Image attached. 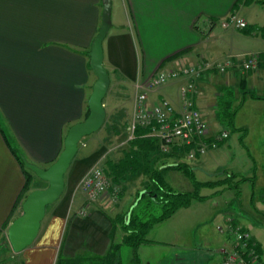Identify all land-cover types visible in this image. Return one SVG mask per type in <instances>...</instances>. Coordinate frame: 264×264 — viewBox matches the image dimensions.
<instances>
[{
	"label": "crops",
	"instance_id": "0c3cea01",
	"mask_svg": "<svg viewBox=\"0 0 264 264\" xmlns=\"http://www.w3.org/2000/svg\"><path fill=\"white\" fill-rule=\"evenodd\" d=\"M257 5L261 4L256 0H111L102 64L109 75L107 90L114 85L112 95L120 96L113 104L124 107L130 116L134 84L158 69L200 58L222 60L244 51L263 52L264 20L252 12L264 9ZM100 10L101 0H0V231L19 214L27 193L19 198L23 171L3 134L29 162L45 167L56 157L67 127L84 116L95 78L87 51L100 23ZM231 12L243 18L246 27H221L220 20ZM258 38L262 47L252 46ZM233 59L223 73H202L189 93L199 112H212L216 122L218 112L231 109L233 102L238 103L237 110L246 95L264 96V59L254 70L242 69L240 59ZM184 81L180 77L150 88L147 105L165 99L178 108V87ZM256 82L261 95L245 89ZM217 131L208 130L207 137ZM93 135L88 149L71 159L63 175V190L45 206L35 237L17 252L19 264H53L57 253L101 254L107 249L110 218L117 210L107 209L106 193L88 205L87 214H77L84 199L79 178L101 153ZM262 175L258 181L264 183V168ZM32 181L36 182L33 173ZM252 239L264 262L258 241Z\"/></svg>",
	"mask_w": 264,
	"mask_h": 264
},
{
	"label": "rangeland",
	"instance_id": "374dc122",
	"mask_svg": "<svg viewBox=\"0 0 264 264\" xmlns=\"http://www.w3.org/2000/svg\"><path fill=\"white\" fill-rule=\"evenodd\" d=\"M256 2L264 9V0ZM252 14L264 20V12L253 11ZM262 45L260 38L252 43V46ZM260 87L256 82L255 85H246L245 89L261 95ZM110 88L102 98L103 106L107 108L105 122L96 131L80 139L76 152L79 154L86 151L91 143L90 137L94 134L93 144L100 145V155L103 154L101 162L106 156L115 159L120 155V148L125 143L120 142L127 133L129 113L121 105L113 104L117 100L119 102L120 96H113ZM240 92V95L244 93L242 89ZM246 96L234 113L232 124L222 119L219 121L221 123L216 122L212 112H200L206 131L222 128L228 130V135L218 144L207 146L204 153L192 158L187 157L186 153H180L178 158H163L164 162L179 160L189 163L198 180L223 177L227 172L236 174V177L227 185L201 186L198 190L203 196L201 199H193L188 206L180 207L170 216L154 223L145 235L148 241L141 242L135 250L137 264H214L221 255L220 249L229 242L228 231L222 228L227 216L236 217L258 241L264 258V183L263 180L258 181V177L263 176L264 168V98ZM236 103L231 104L232 108L238 105ZM127 107L129 108L128 104ZM81 142L87 145L82 146ZM34 176L36 182L32 181V185H46L45 181L35 174ZM163 176L175 190L192 189L190 179L179 169L168 168ZM239 176L248 177L242 181H234ZM143 178L141 175L118 184L114 198L110 196L109 185L105 195L107 209L110 212L124 211L134 199L136 190L143 188ZM218 225L221 229L217 228ZM120 231L119 227L114 228V240H119ZM133 254L128 245L122 244L119 250L120 264H131ZM17 255L10 248L5 229L0 231V264H19Z\"/></svg>",
	"mask_w": 264,
	"mask_h": 264
},
{
	"label": "built area",
	"instance_id": "2783aa9c",
	"mask_svg": "<svg viewBox=\"0 0 264 264\" xmlns=\"http://www.w3.org/2000/svg\"><path fill=\"white\" fill-rule=\"evenodd\" d=\"M223 28L232 27L241 29L246 27L247 22L238 17L234 12L229 13L219 22ZM239 58L242 69H256L259 62L264 59L258 51H244L235 55L227 56L222 60L198 59L194 63H180L174 67L158 69L144 82L134 84L133 103L130 116L128 117L127 133L120 142L130 139L137 126L148 127V134L163 141V145H170L174 142L192 146L186 156L192 158L205 152L207 146H214L219 140L227 136L226 129L213 133L209 140L204 121L199 110L192 105L189 93L194 90L195 81L200 75L209 70L224 72L233 65L234 59ZM184 78V82L178 87L180 106L175 108L173 104L163 99L158 103L148 106L146 92L150 88H156L168 80ZM98 158L83 172L79 178L78 188L83 195V202L77 210V214H87L88 205L107 192L111 185V198L116 196L117 185L111 184L108 176L104 173L101 165V157ZM221 229V226H217ZM228 231L229 242L224 245L221 251V258L216 264H264L259 259L256 250V243L249 231L233 217L224 218V227Z\"/></svg>",
	"mask_w": 264,
	"mask_h": 264
},
{
	"label": "trees",
	"instance_id": "16d2710c",
	"mask_svg": "<svg viewBox=\"0 0 264 264\" xmlns=\"http://www.w3.org/2000/svg\"><path fill=\"white\" fill-rule=\"evenodd\" d=\"M263 52H259L260 55ZM176 54L178 52L173 55ZM235 111L236 108H231L226 112H218L219 119L227 120L228 123L232 124ZM86 114L87 107L85 106L84 116ZM148 131V127L137 126L133 136L120 148V155L115 159L106 156L101 162L102 169L111 184L118 185L141 175L144 177L143 182L141 181L144 183L143 188L136 190L134 199L127 208L122 212L115 213L110 218L111 233L107 249L101 254L84 250L77 251L73 256L57 253L53 264H120L119 250L122 244H126L132 249L134 254L131 264H137L138 257L135 250L141 242L148 241L145 235L154 223L170 216L178 208L188 206L193 199H201L203 196L198 192L201 186L227 185L236 177V174L227 172L223 177L196 179L189 163L179 160L163 161V158H178L180 153H186L192 146L177 141L164 146L162 140L148 134ZM210 136L206 140H209ZM3 137L23 171L24 182L22 194L19 196L22 198L26 191L38 186H32V172L24 166L22 154L10 144L6 135L3 134ZM168 168L181 170L190 179L192 189L180 191L168 185L163 176V172ZM246 177L239 176L234 181H242ZM234 183L236 184V182ZM141 190L143 191L138 196ZM131 204H133L132 208L127 213ZM118 227L121 234L119 240L116 241L113 239V230Z\"/></svg>",
	"mask_w": 264,
	"mask_h": 264
},
{
	"label": "water",
	"instance_id": "95a60500",
	"mask_svg": "<svg viewBox=\"0 0 264 264\" xmlns=\"http://www.w3.org/2000/svg\"><path fill=\"white\" fill-rule=\"evenodd\" d=\"M110 7L111 0H101L100 23L87 51L88 67L95 77L86 98L87 114L67 127L59 152L47 166L42 167L22 159L24 166L45 181L46 185L27 191L20 203L19 214L6 226V238L13 252H19L31 243L39 228L45 206L57 199L63 190V175L77 151L78 142L83 136L96 131L105 119L102 98L109 85V75L102 64V39L110 26ZM142 191H139L138 196Z\"/></svg>",
	"mask_w": 264,
	"mask_h": 264
}]
</instances>
